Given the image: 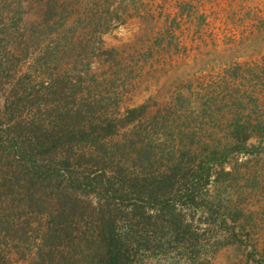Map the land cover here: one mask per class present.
I'll return each mask as SVG.
<instances>
[{"label": "rangeland", "instance_id": "1", "mask_svg": "<svg viewBox=\"0 0 264 264\" xmlns=\"http://www.w3.org/2000/svg\"><path fill=\"white\" fill-rule=\"evenodd\" d=\"M40 128L74 176L110 180L112 202L64 192L75 229L111 215L138 236L131 264H264V0H0V179L23 177L10 152ZM0 241L6 264L33 263L32 240Z\"/></svg>", "mask_w": 264, "mask_h": 264}, {"label": "trees", "instance_id": "2", "mask_svg": "<svg viewBox=\"0 0 264 264\" xmlns=\"http://www.w3.org/2000/svg\"><path fill=\"white\" fill-rule=\"evenodd\" d=\"M137 112L138 109L129 110L126 120L132 121ZM81 114V110H78L74 116L79 118ZM17 127L15 124L14 128L17 129ZM39 130H41L42 135H38L37 130H35L34 143L27 146L28 149H24L23 145L20 144L19 147H14L15 152H10L19 161L23 177L18 179V176L13 175V173L11 176L10 173H5V175L2 174L0 179L3 181L2 186L4 187V191L0 193V196L9 197V194H11V201L14 202L11 208H7L12 214H9L11 219L5 221L0 217V228H5V230L0 229V232H4L2 235L0 234V240L12 241L15 247L18 240L23 242L32 240L31 242L36 244V256L32 264H131L128 251L129 247L137 242L138 236L136 237L130 230L117 231L118 233H116L111 215L105 216L106 219L102 221L98 235L89 236V230L75 229V226L79 225L76 218V211L79 207H74L75 203L69 200V194L64 192L72 188L73 193L80 190L81 193L89 195L97 188L109 192L108 201L112 202L113 193L110 192V186L112 185L110 180L102 178L101 174L103 173L101 172L83 177L74 176V171L70 169L73 166L72 157L63 150L66 142L62 141L60 136L56 138L49 137L45 135L46 130L44 132L41 128ZM86 133L84 129H81L79 136L85 139ZM109 133H111V129ZM48 138H53L52 144L54 145L52 147L55 150L60 148L57 157L60 158L59 163L61 165L56 170L49 166V159L45 157V154L49 151L48 147L45 146ZM95 142V140H91L89 145L97 150L98 144L96 148ZM40 148L45 149L43 154ZM4 153L1 154L0 160L5 158ZM81 157H78L77 161ZM91 157L95 160L99 159L94 154ZM172 175H164V177H172ZM56 179L60 183L53 188L50 183L54 180L52 184L55 185ZM20 181H23V184H20ZM37 184L44 185L38 186ZM19 187L26 190L23 198L16 197L15 188ZM83 200L92 212L98 207V205L92 206L90 201ZM191 201L193 202V197ZM163 204L168 207L169 205L166 204H169V200L166 203L163 202ZM41 222L44 224L42 225ZM180 236V230L174 228L171 238L176 241ZM151 241L149 239L143 241L146 248L152 247ZM169 242H171V239H169ZM2 258L0 251V264H6Z\"/></svg>", "mask_w": 264, "mask_h": 264}]
</instances>
